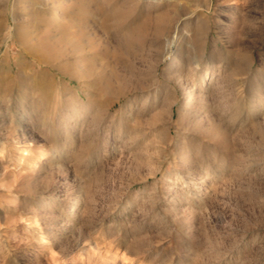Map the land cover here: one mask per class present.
I'll list each match as a JSON object with an SVG mask.
<instances>
[{
    "label": "rangeland",
    "instance_id": "obj_1",
    "mask_svg": "<svg viewBox=\"0 0 264 264\" xmlns=\"http://www.w3.org/2000/svg\"><path fill=\"white\" fill-rule=\"evenodd\" d=\"M0 264H264V0H0Z\"/></svg>",
    "mask_w": 264,
    "mask_h": 264
},
{
    "label": "bare ground",
    "instance_id": "obj_2",
    "mask_svg": "<svg viewBox=\"0 0 264 264\" xmlns=\"http://www.w3.org/2000/svg\"><path fill=\"white\" fill-rule=\"evenodd\" d=\"M60 7V9H62V5H60L59 6ZM37 18V17H36ZM38 19V18H37ZM40 20H41V18H40ZM36 21V20H35ZM50 21V20H49ZM37 22V21H36ZM48 22V21H47ZM161 22H163L162 20H161ZM53 23V22H52ZM41 30V29H40ZM33 32H35V31H33ZM32 32V33H33ZM17 33V32H16ZM41 34H42V32H41ZM40 34V35H41ZM35 35H37V34H35ZM39 35V34H38ZM29 36V35H28ZM130 36V35H129ZM22 37V36H21ZM21 37H19L18 36V38L15 40V41H17V43H19V45H21L22 46V48H23V50L26 52V53H28L29 55H32L33 56V58L34 57H36V58H38L39 60H41V61H45L46 59H44V57L46 58V54L44 55V56H41V53L42 52H38V51H36V49L34 48V46H32L31 45V43L28 41V38H22V39H20ZM32 39H35V37L36 36H34V34L32 35L31 34V36H30ZM41 42H42V40H41ZM40 42V43H41ZM42 44V47L44 46L45 48H47V49H49V48H51V45H49L48 43H41ZM9 49V48H8ZM38 50V49H37ZM39 50H40V48H39ZM47 51V50H46ZM40 61V62H41ZM37 63V62H36ZM204 81V80H203ZM7 86V85H6ZM194 88V87H193ZM111 91H112V89H111ZM113 93V92H112ZM194 95V89H190L189 90V94H188V99L189 98H191L192 96ZM186 97V98H187ZM188 103H189V101H188ZM187 104V103H186ZM40 154H38L37 156H35V159H34V162H38V161H45V160H47V159H50V158H53L55 155H53V152H51V151H48L47 149H42L41 150V152H39ZM47 238V237H46Z\"/></svg>",
    "mask_w": 264,
    "mask_h": 264
}]
</instances>
